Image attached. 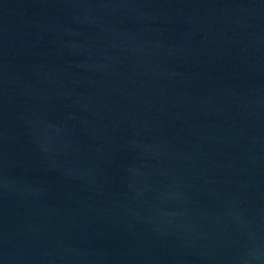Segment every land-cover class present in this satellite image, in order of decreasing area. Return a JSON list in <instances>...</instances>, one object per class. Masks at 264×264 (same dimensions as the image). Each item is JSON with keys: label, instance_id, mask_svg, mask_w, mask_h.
Listing matches in <instances>:
<instances>
[{"label": "water", "instance_id": "obj_1", "mask_svg": "<svg viewBox=\"0 0 264 264\" xmlns=\"http://www.w3.org/2000/svg\"><path fill=\"white\" fill-rule=\"evenodd\" d=\"M0 264H264V0H0Z\"/></svg>", "mask_w": 264, "mask_h": 264}]
</instances>
